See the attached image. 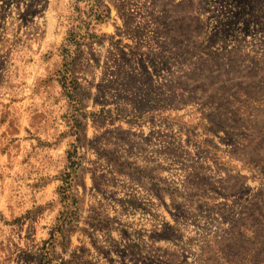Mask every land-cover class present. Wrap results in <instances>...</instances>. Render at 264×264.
Masks as SVG:
<instances>
[{
	"label": "rangeland",
	"instance_id": "1",
	"mask_svg": "<svg viewBox=\"0 0 264 264\" xmlns=\"http://www.w3.org/2000/svg\"><path fill=\"white\" fill-rule=\"evenodd\" d=\"M74 2L0 0V264H264V0H104L77 105Z\"/></svg>",
	"mask_w": 264,
	"mask_h": 264
},
{
	"label": "trees",
	"instance_id": "2",
	"mask_svg": "<svg viewBox=\"0 0 264 264\" xmlns=\"http://www.w3.org/2000/svg\"><path fill=\"white\" fill-rule=\"evenodd\" d=\"M73 8V15L71 16L70 30L67 32L64 44L60 49L63 65L59 72V83L63 90L65 98L77 105V92L79 91V84L74 77V61L77 56L76 51L87 40H95L97 36L90 32L91 29L98 25L105 23L110 17V10L105 5L104 0H75ZM82 4V7H79ZM69 169L74 170L78 166L76 153L67 154ZM71 173L66 174L64 186L61 188V194L65 199H68L69 181Z\"/></svg>",
	"mask_w": 264,
	"mask_h": 264
}]
</instances>
